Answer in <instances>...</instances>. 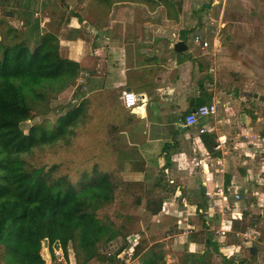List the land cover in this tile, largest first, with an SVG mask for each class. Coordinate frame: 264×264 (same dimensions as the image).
Returning <instances> with one entry per match:
<instances>
[{
  "label": "crops",
  "instance_id": "obj_1",
  "mask_svg": "<svg viewBox=\"0 0 264 264\" xmlns=\"http://www.w3.org/2000/svg\"><path fill=\"white\" fill-rule=\"evenodd\" d=\"M94 1L103 12V17L107 18L105 23L97 17H93L94 21L91 22V16L86 17L82 12L72 11L71 4L64 5L72 13H57L59 10L56 4L67 0H45V3L38 6L31 3V18L37 20L38 24L35 10L42 11L49 7V12L41 18L48 27L53 23L58 29L61 53L79 63L78 78L80 77V84L83 86L80 87V100L92 103L95 108L97 105L104 108L109 104L104 100L107 95L112 94L118 99V105L123 111H129L140 122L148 123L143 128L148 131L147 136H150V132L155 133L154 137L158 138L161 145L178 141L175 144L176 150L171 149L170 154L161 148L155 164L164 168H188L194 174L190 176L197 178L194 187L198 183L205 186V209L208 211L206 230L214 242L220 247L229 243L239 245L240 250L234 256L241 260L248 254V249L241 243L238 233L254 229L259 232L260 237L252 242L264 246V149L256 141L243 136V133L264 135V62H257L264 53V25H260L257 20L264 18V13L261 15L255 11L260 4L264 5V0H252L248 3L242 1L236 10L238 13L235 11L232 15L230 11L233 6L226 4V0H216L214 4L222 2L219 23L233 26L229 34L222 36L223 41L201 32V37L203 35L202 38L208 43L205 48L193 42L192 36L186 35L185 30L182 32L179 27H172L166 33L164 26L136 24V18L127 20L123 16L120 23L109 19L115 16L112 11L118 8V3H144L143 0ZM84 6L81 2L80 10ZM59 7L63 11L61 5ZM262 8L259 10L262 11ZM152 12L154 11H150ZM155 18L159 22L158 17ZM225 18L227 19L223 22ZM42 26L43 24H39L40 29ZM188 40H191V44H188ZM177 41H183L186 48L176 50L174 43ZM255 68L259 70V76L254 75ZM207 71H210V77ZM123 89H131L139 95L134 108L123 106ZM209 103L217 104L215 114L198 118L194 126H184L182 117L186 113L200 104ZM126 119L131 121L129 115ZM199 128L204 130L199 133ZM218 139H225V142L220 149H214ZM209 147L211 152H208ZM191 150L194 152L191 153ZM167 159L170 160V165L164 166ZM144 160L146 161L145 158ZM204 163L207 167H204ZM231 184L237 185V193L240 195L234 201L233 194L227 189L230 193L229 204L236 203V207L230 209H236V217L232 213L225 214L227 209L220 210L218 205L224 204L212 193L216 185L226 189ZM178 192L180 194V188ZM184 201V205L196 206L190 200ZM209 215H215L217 219L210 222ZM193 216L197 218L192 215L190 219ZM235 219L240 222L237 228L233 225ZM253 219L255 221L252 224L241 226V222L248 223ZM200 226L192 228L186 235L175 233L177 237L189 238L190 234L199 231ZM217 228L224 229L225 236H229L226 242L218 240L220 234L215 231ZM187 241L189 249L184 252L190 256L194 254V257L191 256L192 260L177 262L175 256L170 261V254H167L169 256H166L165 264H210L200 263L205 251L203 243L189 239ZM261 252L257 251L255 261L245 263L243 260L237 264H264ZM233 258L231 264H236L235 259L239 258ZM212 260L219 258L213 255ZM174 261L176 262L173 263Z\"/></svg>",
  "mask_w": 264,
  "mask_h": 264
},
{
  "label": "trees",
  "instance_id": "obj_2",
  "mask_svg": "<svg viewBox=\"0 0 264 264\" xmlns=\"http://www.w3.org/2000/svg\"><path fill=\"white\" fill-rule=\"evenodd\" d=\"M161 1L172 5L174 11L180 8V2L174 6V0ZM29 3V0L23 5L21 0H0V264H45L42 246L48 245L51 249L54 242L61 246L64 256H67L68 246L72 247L75 264H87L91 260L125 264L117 254L130 246L129 256H137L138 264H165L168 252L162 240L142 244L140 239L132 246L128 239L125 241L124 225L117 224L109 216L99 217L98 211L114 200L117 183L121 182L119 179L93 169L89 174L83 173L80 184L74 185L66 174L50 177L45 165L35 166L26 158L25 155L35 147L72 134L81 107L79 103L58 113L53 123L44 119L28 124L25 129L22 126L32 115L51 110V102L76 83L80 70L77 61L60 53L55 32H39L37 20L31 18ZM13 17L22 19L21 26L10 21ZM30 39L33 47L29 45ZM59 108L58 111L63 110L62 105ZM176 143L165 142L162 151L176 150ZM208 152H211L210 147ZM130 163L145 171L140 160H131ZM165 165H170L169 159ZM153 179L155 187L172 183L165 182L161 173H154ZM197 186L190 188L185 195L182 190L180 196L196 204L199 211L196 216L200 229L190 234L189 240L205 246L200 263L231 264L233 257L239 258L235 259L236 264L243 260L249 263L256 260L259 250L264 257V246L252 241L245 245L248 254L241 260L234 255L226 257L221 252L219 244L206 230L205 186L201 183ZM163 198L158 197L149 208L153 215L162 210ZM135 203H140L139 197L135 198ZM236 219L235 228L240 225ZM254 221L241 222V226ZM118 238L120 243L114 249L106 250ZM213 255L219 260H212ZM181 256V262L185 263L192 260L194 254Z\"/></svg>",
  "mask_w": 264,
  "mask_h": 264
},
{
  "label": "rangeland",
  "instance_id": "obj_3",
  "mask_svg": "<svg viewBox=\"0 0 264 264\" xmlns=\"http://www.w3.org/2000/svg\"><path fill=\"white\" fill-rule=\"evenodd\" d=\"M29 1V7H31V3L37 6L45 3V0ZM215 1L216 0H174V6H176V2H180L178 11H176V9L174 11L173 7H171L172 5L170 6L167 2L164 3L161 0H156V2L153 0H145L143 1L144 3L134 2L132 4L119 1L118 8H113L114 10L112 11L115 16L109 17V19L111 18V20L120 23L119 21L124 19L123 16L127 18V20L136 18L139 21H137L136 24L141 23L148 26H164L166 33H169L172 27H179L181 31L185 30L188 36L193 37L195 34L201 36V32H204L205 34H209L208 37L210 38L214 35L213 37L215 39L223 41L222 36L230 33L233 24L222 23L221 25L219 23L220 10L222 9L220 6L222 2L218 1L214 4ZM242 1L248 3L252 0H226V4L233 6V10L230 11L231 15L238 9L239 3ZM26 2L27 0H21V5ZM81 2L82 5L85 4V8L83 7L84 9L82 8L80 10ZM64 4L66 6L71 4L72 11L82 12L81 14L86 17L91 16V22L94 21L93 17H97L102 23H105L107 20V18L103 17V12L98 9L94 0H67L65 3L59 2V4H56L59 10L56 11L57 13H72ZM21 5L20 7L22 8ZM60 5L65 12L60 9ZM46 8L47 9L42 11L35 10L37 11L35 15L38 16L37 19L39 24H43L39 32L51 30L57 35L58 29L55 24L52 23V25L48 27V25L44 23V19L41 18V16L45 17L49 12V7ZM259 8H262V11H260ZM152 10L154 12L150 13ZM43 11H45V13ZM255 11L262 15L264 13V5L260 4ZM237 13L236 11V14ZM155 16L158 17L159 22H156L157 19ZM226 19L227 18H225L223 22H225ZM149 20L152 22L154 21L153 24H150L151 21ZM10 21L18 26L22 24V19L20 18L16 19L13 17ZM257 21L260 22V25H264V18L258 19ZM215 32H217L216 35ZM209 42H211V39H209ZM188 44H191V40H188ZM29 45H31V47L34 45L31 39ZM62 56H64V54H62ZM261 56V60L257 59L258 63L264 62V53H262ZM255 71L254 75L259 76V70L256 69ZM207 73L210 77V71H207ZM78 83L79 79L77 77L74 85L57 95L51 102V110L42 115H32V117L22 124L25 129L28 124L42 122L44 119H48L49 122L53 123L58 113H63L81 103L77 124L72 128L73 133L67 134L57 142L35 147L31 153L25 155L26 158L35 166L45 165V170L50 177L66 174L74 185L80 184L79 182L82 179L83 173L89 174L93 169L105 171L112 177L114 176L117 180L119 179L121 182L117 183L114 200L98 211L99 217L104 215L109 216L116 221L117 224L124 225L123 231L126 232V242L127 239L129 240L133 237H136L138 240L141 239L140 242L142 244H149L153 240H162L165 243L167 254H170V256L168 255L170 258L169 260H173L176 256L175 260L177 262L181 261V255L185 253L184 251H188L189 249L187 241L189 238L186 236L177 237V235H186V233L182 231L183 229H188L187 224L191 228L197 229V227H199V222L195 216H193V219H190L189 216L185 223L180 221L179 224L181 226H179L177 219H179V215L185 208L183 206H185L184 200L186 199L185 197L181 198L180 194L182 195V190H184L185 195V192L187 193L190 188L194 187L197 178L190 176L194 174L190 173L188 168L176 166H170L168 168L158 167L157 163L155 164V159L163 144L161 145L158 138L154 137L155 133L150 132V136H147L148 131H145L143 128L146 127L148 123L140 122V120L129 111H123L118 105V99L112 94L107 95V99L104 100V102H109V104H107L108 106L106 105L104 108H102V106L99 107V105L95 108L92 103L80 100V90H82L83 86L78 85ZM80 87L82 88L80 89ZM89 100L92 101L91 98H89ZM59 105L63 106V110L58 111V109H60ZM128 115L131 117V121L126 119ZM143 124H145V126ZM243 136L251 139V136H245V133H243ZM255 138L257 139L256 133L253 134L251 140L257 141ZM188 143L190 146L192 145L190 141H188ZM193 152L194 151L191 150V153ZM168 154H170V152H168ZM131 160H140L145 171L136 169V167L130 163ZM202 170L206 169L203 167ZM154 173H158V175L161 173L164 175L165 182L171 181L172 183H166L164 187L153 186ZM178 186L180 188V194L178 192ZM161 196H164L163 199L166 203H164L159 214L153 215L149 208H151L156 203L158 197ZM137 197L140 198L139 204L135 203V198ZM189 198L193 199L194 197L189 196ZM234 207H236V203L234 202L229 204L227 208L225 207L224 209H227L225 214L232 213L235 215L234 217H236V209L230 210ZM238 213H240L239 210ZM209 219V221L212 222V220L215 221L217 217L215 215H209ZM175 232H178L177 235ZM225 235L226 234H220L218 240H224L226 242L229 236ZM119 243L120 238L117 239V242L113 241L111 245L106 247V250L114 249ZM243 243L244 245L248 244L247 241ZM129 251L130 247L120 250L117 254V258L125 264H138L137 256L130 258ZM57 252H59L58 249ZM41 253L46 259L45 264H75L73 250L70 245L68 246L67 256L62 255L60 258L52 256V248L50 249L48 245L42 246ZM108 263L112 264V262ZM87 264L103 263L97 260H91ZM113 264L117 263L113 261Z\"/></svg>",
  "mask_w": 264,
  "mask_h": 264
},
{
  "label": "built area",
  "instance_id": "obj_4",
  "mask_svg": "<svg viewBox=\"0 0 264 264\" xmlns=\"http://www.w3.org/2000/svg\"><path fill=\"white\" fill-rule=\"evenodd\" d=\"M193 42L197 43L200 45L201 48H205L207 46V41L203 40L201 38V36L199 34H195L192 37ZM79 79V83L80 84V77ZM84 82H82L83 84ZM139 100V95L134 92L131 89H123L121 91V101L124 107L126 108H134L137 104V101ZM218 110V106L216 103H209V104H200L197 107H195L194 109H192L191 111H189L188 113H186L183 116V124L186 127H191L194 126L195 123L197 122L198 118L203 117V116H207L210 114H215ZM204 129L203 128H199L198 132H202ZM250 135L251 139L253 134H249V133H245V136ZM257 137V141L256 143L259 144V147L264 149V135L262 134H256ZM225 142V139H218L217 144L214 146V149H220L221 144ZM204 167H207V164L204 163ZM237 185L235 184H231V186L228 188L229 192H231L234 197V201L238 200V198H240V195L237 193ZM225 191V189L221 186V185H216L214 190H213V195L218 196L219 200L225 205H222L221 203L218 205V208L220 210H223L225 207L227 208V206L229 205V196L230 193ZM256 194V193H255ZM163 202V206H164ZM162 206V208H163ZM199 211L197 209V207L195 205H189V204H185V208L183 209V212L179 215V219H177L178 224L180 223V221H183V223H185L186 219L192 215V214H197ZM179 226H181L179 224ZM188 229L184 230L183 229V233H190L192 231V228L187 224ZM216 232H219V234H224L225 230L222 228H217L215 230ZM239 235V239L241 241V243L243 242H250L253 240H256L260 237V234L258 231L254 230V229H246L240 233H238ZM137 238L133 237L132 239H129L130 244L133 246L136 242H137ZM46 244V242H45ZM131 247V246H130ZM239 245H235V244H230V245H225L221 247V250L223 252V254L227 257L233 255L236 251L240 250L239 249ZM57 249L59 252H57ZM131 249V248H130ZM131 252V251H130ZM62 248L58 243H53L52 244V256H54L55 258H60L62 257Z\"/></svg>",
  "mask_w": 264,
  "mask_h": 264
},
{
  "label": "water",
  "instance_id": "obj_5",
  "mask_svg": "<svg viewBox=\"0 0 264 264\" xmlns=\"http://www.w3.org/2000/svg\"><path fill=\"white\" fill-rule=\"evenodd\" d=\"M174 48L176 50H182V49L186 48V45L184 44L183 41H177V42L174 43ZM180 128L184 129L185 127L184 126L183 127L180 126Z\"/></svg>",
  "mask_w": 264,
  "mask_h": 264
},
{
  "label": "clouds",
  "instance_id": "obj_6",
  "mask_svg": "<svg viewBox=\"0 0 264 264\" xmlns=\"http://www.w3.org/2000/svg\"><path fill=\"white\" fill-rule=\"evenodd\" d=\"M182 122H183V121H182ZM196 207H197V206H196ZM197 214H198V213H197ZM192 215H196V214H192ZM192 215H190V217H191ZM190 217H189V218H190ZM225 245H230V244H225ZM225 245H223V246H225ZM220 249H221V248H220ZM239 249H240V248H239ZM238 251H239V250H238ZM221 252H222V250H221ZM236 252H237V251H236ZM236 252H235V253H236ZM222 253H223V252H222ZM235 253H234V254H235ZM234 254H233V255H234ZM233 255H231V256H233ZM226 257H227V256H226ZM229 257H230V256H229Z\"/></svg>",
  "mask_w": 264,
  "mask_h": 264
}]
</instances>
